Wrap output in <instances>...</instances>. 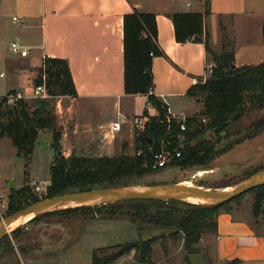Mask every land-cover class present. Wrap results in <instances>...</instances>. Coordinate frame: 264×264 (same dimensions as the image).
Listing matches in <instances>:
<instances>
[{"label": "crops", "instance_id": "0c3cea01", "mask_svg": "<svg viewBox=\"0 0 264 264\" xmlns=\"http://www.w3.org/2000/svg\"><path fill=\"white\" fill-rule=\"evenodd\" d=\"M207 9L210 14L205 25L211 45L229 37L234 42L235 65L264 62V0H0V70L9 76V67L23 62L32 66L35 58L41 63L46 56L65 59L78 95L56 99L63 154L119 155L126 147L130 150L135 141L130 123L113 137L110 127L119 113L131 118L150 105L152 114L159 113L147 95L124 91V15L134 10L156 14L158 43L164 54L153 62L154 94L170 113L178 114L175 109H179L184 114L182 105L193 100L188 90L202 79L211 61L204 42L176 40L170 15ZM228 19L234 24L220 31ZM14 22L21 26L11 44L18 41L28 48L26 57H12L6 51H12L6 35ZM245 24L249 30L255 26L254 40L249 30L240 32ZM74 235L69 236L77 238ZM182 235L180 248L185 241ZM212 242L211 246L202 236L199 244L211 264L235 259L240 264H264V219L254 220L249 210L231 203L230 210L222 208L217 216ZM74 245L68 249L63 241L54 242L43 248L50 253L34 252L21 260L23 264H75L82 248L77 241Z\"/></svg>", "mask_w": 264, "mask_h": 264}, {"label": "trees", "instance_id": "16d2710c", "mask_svg": "<svg viewBox=\"0 0 264 264\" xmlns=\"http://www.w3.org/2000/svg\"><path fill=\"white\" fill-rule=\"evenodd\" d=\"M209 14L207 9L204 13L176 12L170 15L176 40L180 43L204 42L208 54L216 62L212 75L205 82L199 80L187 92L189 96L204 100V110L200 119L191 116L187 118L185 131L181 130L176 120H167L168 107L154 94L153 62L156 56L164 54L158 43L156 14L134 10L124 15V91L126 94L147 95L148 101L159 112V115L151 117L145 131L135 137L137 152L134 155L129 154L127 147L121 154L114 156L63 154V132L55 110L56 99L62 96L76 97L78 92L69 63L65 59L48 56L43 58L35 83L36 86L45 83L49 96L35 98L33 108L26 100L2 104L0 138L9 137L17 148L18 155L30 159L39 133L42 130L52 132L56 154L51 165L50 184L44 197L92 188L115 187L128 178L141 177L158 170L153 167L154 153L160 149L161 141L170 140L172 147H177L181 144L178 137L180 133L185 135L183 153L173 165L183 168L206 165L217 154L215 148L206 140L191 142L208 131H213L216 135L224 133L230 123L241 119L248 111L264 108V62L257 65H235L233 46L229 52L224 47L221 54L213 53L211 37L205 25V18ZM168 130L169 134H166ZM253 190L257 191L253 210L258 216L263 209L264 185ZM240 197L242 195L218 206L185 203L188 208L182 213L178 209V205L182 203L180 201L127 200L69 207L49 214H86L92 219H106L125 214L123 205L129 204L130 209L126 213L133 221L157 226L177 225L185 235L184 247L188 260L189 254L204 252L199 249L203 234L207 229H212L215 233L220 210H230L231 203ZM39 199L28 184L20 189H13L9 195L7 213ZM151 202H160L162 205L151 207L148 205ZM45 215L48 213L35 216L31 221ZM157 238H149L139 244H128L113 256L94 257L92 264H111L134 248L140 253L139 262L151 263L153 244ZM225 264H240V261L235 259Z\"/></svg>", "mask_w": 264, "mask_h": 264}, {"label": "rangeland", "instance_id": "374dc122", "mask_svg": "<svg viewBox=\"0 0 264 264\" xmlns=\"http://www.w3.org/2000/svg\"><path fill=\"white\" fill-rule=\"evenodd\" d=\"M232 24H234L233 21L229 19L223 21L220 31L224 32ZM20 26L21 24L17 22L11 23L10 32L6 35V42H9L7 44L11 45L13 35L16 34V29ZM248 27L249 25L245 24L240 32L248 31ZM254 29L255 26L249 30L251 34L253 33L252 40L256 35ZM233 43L232 39L227 37L217 45H212V52L221 54L224 49L229 52ZM6 51L9 56H17L9 49ZM208 56L210 64L214 67L216 62L213 56L211 54ZM41 64L40 58H35V63L32 66L23 62L21 65L9 67V76L7 75L5 79L0 78V95L15 93L18 90L32 95ZM6 66L8 67L7 64ZM190 97L193 99L192 102H185L182 105L184 114L195 119L202 118L204 100L200 97ZM34 99H26L32 108ZM135 102L139 103V100ZM175 110L178 114L183 115L179 109ZM201 140L209 141L210 146L212 145L217 152L206 165L187 168L169 165L141 177L128 178L117 187H145L167 183L222 190L236 186L253 173L264 168V108L248 111L241 119L230 123L224 133L216 135L213 131H208L191 143ZM128 152L134 155L137 152L135 146L132 145ZM55 154L53 135L49 130H42L39 133L30 159L18 155L17 148L9 137L0 138V194L4 195L3 199L8 202L11 191L20 189L25 184L30 185L40 199L43 198L48 183H50V170ZM87 156L99 155L88 152ZM13 182L15 185L11 188ZM256 195L257 191L252 189L233 201L232 204L234 207L241 206L249 210L254 220H257L258 217L264 219V202L262 212L258 216L254 214ZM185 203L182 202L178 205L181 213L188 208ZM148 205L157 207L162 203L151 202ZM7 208L0 207V220L8 215ZM129 209L130 205L125 204L123 205L125 214L106 219L100 217L92 219L86 214L73 216L56 212L48 213L35 221H31L33 218L30 217L27 223L9 231L6 238L0 243V264H23L21 257L25 258L26 255L34 252L50 253L51 250L43 248L53 246L54 242L58 241H63L68 249L74 247L77 241L82 248V254L75 264H92L94 257L113 256L125 249L128 244H139L153 237L158 238L153 244L151 263L147 264H188L184 244L180 248V239L184 233L181 234L182 231L177 225L157 226L148 222L133 221L126 213ZM70 232L76 235L70 234ZM59 233H63V237H60ZM69 235L77 236V238ZM203 236L212 246V229H207ZM139 260L140 253L134 248L111 264H136Z\"/></svg>", "mask_w": 264, "mask_h": 264}, {"label": "water", "instance_id": "95a60500", "mask_svg": "<svg viewBox=\"0 0 264 264\" xmlns=\"http://www.w3.org/2000/svg\"><path fill=\"white\" fill-rule=\"evenodd\" d=\"M11 183V188L14 186ZM264 185V168L253 173L248 178L233 187L222 190H211L183 184H156L145 187H102L72 191L56 196L44 197L32 201L22 208L6 215L0 220V242L8 234V227L17 219L34 214V216L57 210L76 207L94 206L127 200H162L180 201L200 205H222L244 193ZM230 188V189H229ZM198 199L194 203L189 199ZM189 264H211L204 252L188 255ZM136 264H147L137 262Z\"/></svg>", "mask_w": 264, "mask_h": 264}, {"label": "built area", "instance_id": "2783aa9c", "mask_svg": "<svg viewBox=\"0 0 264 264\" xmlns=\"http://www.w3.org/2000/svg\"><path fill=\"white\" fill-rule=\"evenodd\" d=\"M14 20L17 22H22V19L18 17H14ZM11 49L13 53L18 54L22 57H26L29 54V49L24 47L20 42L14 41L11 44ZM213 73V66L211 64L207 65L205 74L202 77V81L205 82ZM0 78L5 79L7 78V74L5 71L0 70ZM42 78L45 80V75L42 76ZM34 92L32 95H27L23 93L22 91L18 90L15 93H6L4 95H0V106L4 104L5 102L7 104H14L16 101L19 100H26L27 98H45L48 97V91L46 88L45 83L35 86ZM147 113H142L140 115H135L133 117H127L124 114L119 113V117L112 122L110 131L113 135H117L119 132L122 131L123 125L125 123H130L131 129L134 133V135L139 136L142 132L145 131L146 125L148 122H150L152 116L157 115L152 114L151 112V105L149 108L146 109ZM190 116L187 115H180V114H173L168 111L167 120H176L177 123L180 125L181 130H186V122L187 118ZM203 121H206V118H203ZM166 134H169V130L166 132ZM180 145L177 147H172V143L170 140L166 141L163 139L161 141L160 149L154 153V165L153 167L155 169H162L165 167H168L169 165H173L182 156V148H183V142L185 141V135L183 133L178 134ZM139 154V152H138ZM50 184V183H48ZM39 190V187H37ZM4 195L0 194V207H8V202L3 199Z\"/></svg>", "mask_w": 264, "mask_h": 264}, {"label": "bare ground", "instance_id": "6f19581e", "mask_svg": "<svg viewBox=\"0 0 264 264\" xmlns=\"http://www.w3.org/2000/svg\"><path fill=\"white\" fill-rule=\"evenodd\" d=\"M189 201L194 202V203L199 202V200H198V199H195V198H194V199H189ZM30 217L34 218L35 216H34V214H29V215H27V216H24V217H21V218L17 219L16 221H14V222L8 227V230H9V231L14 230V229H16L17 227H19V226H21V225L27 223V222L29 221Z\"/></svg>", "mask_w": 264, "mask_h": 264}]
</instances>
